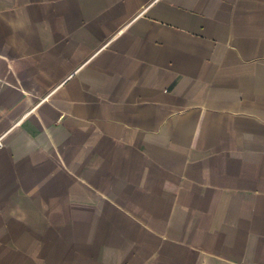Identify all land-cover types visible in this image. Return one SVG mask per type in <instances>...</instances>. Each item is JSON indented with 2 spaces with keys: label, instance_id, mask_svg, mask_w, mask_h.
I'll return each instance as SVG.
<instances>
[{
  "label": "crops",
  "instance_id": "crops-1",
  "mask_svg": "<svg viewBox=\"0 0 264 264\" xmlns=\"http://www.w3.org/2000/svg\"><path fill=\"white\" fill-rule=\"evenodd\" d=\"M0 264H264V0H0Z\"/></svg>",
  "mask_w": 264,
  "mask_h": 264
},
{
  "label": "built area",
  "instance_id": "built-area-1",
  "mask_svg": "<svg viewBox=\"0 0 264 264\" xmlns=\"http://www.w3.org/2000/svg\"><path fill=\"white\" fill-rule=\"evenodd\" d=\"M3 146V143H2V141H1V139H0V147H2Z\"/></svg>",
  "mask_w": 264,
  "mask_h": 264
}]
</instances>
